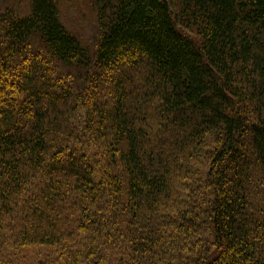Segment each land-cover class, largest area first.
<instances>
[{
  "label": "trees",
  "instance_id": "16d2710c",
  "mask_svg": "<svg viewBox=\"0 0 264 264\" xmlns=\"http://www.w3.org/2000/svg\"><path fill=\"white\" fill-rule=\"evenodd\" d=\"M63 1L0 0V264H264V0Z\"/></svg>",
  "mask_w": 264,
  "mask_h": 264
},
{
  "label": "rangeland",
  "instance_id": "374dc122",
  "mask_svg": "<svg viewBox=\"0 0 264 264\" xmlns=\"http://www.w3.org/2000/svg\"><path fill=\"white\" fill-rule=\"evenodd\" d=\"M93 6V0H64L60 7L68 30L89 44H93L97 38ZM27 256L32 258L33 251L28 250Z\"/></svg>",
  "mask_w": 264,
  "mask_h": 264
}]
</instances>
